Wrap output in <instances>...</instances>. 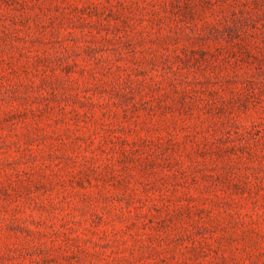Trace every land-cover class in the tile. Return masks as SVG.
Instances as JSON below:
<instances>
[{"label":"rangeland","instance_id":"1","mask_svg":"<svg viewBox=\"0 0 264 264\" xmlns=\"http://www.w3.org/2000/svg\"><path fill=\"white\" fill-rule=\"evenodd\" d=\"M0 264H264V0H0Z\"/></svg>","mask_w":264,"mask_h":264}]
</instances>
